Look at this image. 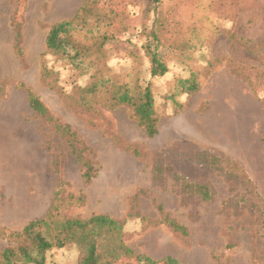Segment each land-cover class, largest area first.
<instances>
[{
	"label": "rangeland",
	"instance_id": "374dc122",
	"mask_svg": "<svg viewBox=\"0 0 264 264\" xmlns=\"http://www.w3.org/2000/svg\"><path fill=\"white\" fill-rule=\"evenodd\" d=\"M83 1L0 0V251L15 244L3 230H21L53 203L59 219L121 220L126 245L154 260L264 264V0H100L115 14L100 30L108 67L130 83L151 82L153 136L129 107H105L103 96L80 89L88 60L75 69L46 54L50 27ZM151 53L167 73L150 77ZM179 79L196 90L181 92ZM27 91L69 126L82 160L30 108ZM210 155L222 160L209 165ZM165 214L187 236L162 222ZM46 255L45 264H74L78 252Z\"/></svg>",
	"mask_w": 264,
	"mask_h": 264
},
{
	"label": "trees",
	"instance_id": "16d2710c",
	"mask_svg": "<svg viewBox=\"0 0 264 264\" xmlns=\"http://www.w3.org/2000/svg\"><path fill=\"white\" fill-rule=\"evenodd\" d=\"M99 2L84 0L75 16L52 25L45 36L46 54L65 57L75 69L81 68L83 62L88 60L80 71L89 77L86 85L80 89L90 98L103 96L105 107H129L131 117L148 136H153L157 132L158 114L151 82L130 83L126 81L127 74L115 73L108 67L105 49L107 36L100 30L101 26L106 29L113 24L115 14L109 5L99 6ZM153 2L158 3L159 0ZM167 71L166 64L158 55L151 53L150 77L162 76ZM52 72L44 67L42 76L47 78ZM178 86L181 92H192L197 88L196 83L189 79H179ZM27 100L38 116L67 138L78 159L82 160L72 143L75 135L69 126L55 122L44 104L30 91H27ZM210 159L209 165L212 166L222 160L214 155H210ZM83 166L82 176L88 182L93 174L92 167L87 163ZM193 185L203 197L211 196L204 184ZM53 208L54 204L51 203L46 216L30 220L19 231L3 230V235L15 244L0 251V264H45L47 252L67 246H73L78 252L74 264H189L172 256L154 260L144 253L135 252L124 241L123 222L107 214H96L85 219H59L53 214ZM162 222L181 236H187L185 227L168 215H164Z\"/></svg>",
	"mask_w": 264,
	"mask_h": 264
}]
</instances>
